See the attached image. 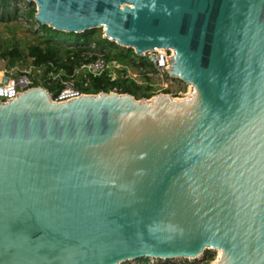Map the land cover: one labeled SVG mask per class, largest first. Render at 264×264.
Returning <instances> with one entry per match:
<instances>
[{
    "label": "water",
    "instance_id": "obj_1",
    "mask_svg": "<svg viewBox=\"0 0 264 264\" xmlns=\"http://www.w3.org/2000/svg\"><path fill=\"white\" fill-rule=\"evenodd\" d=\"M27 1L59 31L172 48L191 89L0 101V264H264V0Z\"/></svg>",
    "mask_w": 264,
    "mask_h": 264
},
{
    "label": "trees",
    "instance_id": "obj_2",
    "mask_svg": "<svg viewBox=\"0 0 264 264\" xmlns=\"http://www.w3.org/2000/svg\"><path fill=\"white\" fill-rule=\"evenodd\" d=\"M10 0H0V21L15 19L17 9L11 6ZM26 17H34L35 4L27 2ZM42 33H35V41L20 44L11 39L0 40V60L6 68L19 67L18 74L24 73L23 67H29L28 76L32 86H42L55 98L59 92L71 82L82 93L110 92L129 93L135 98H149L154 92L146 84H138L130 78L125 69H116L118 74L110 79L106 74L96 76L77 71L84 63L96 57L95 50L99 51L110 61H115L125 67L140 65L152 68V63L147 58L135 54L133 48L123 47L112 40L103 37L100 28L88 29L80 33H67L42 25L38 22ZM65 36L63 42L72 43L65 46L58 41V37ZM91 44H94L93 48ZM28 69V68H27ZM144 259V258H143ZM148 260V259H146Z\"/></svg>",
    "mask_w": 264,
    "mask_h": 264
},
{
    "label": "rangeland",
    "instance_id": "obj_3",
    "mask_svg": "<svg viewBox=\"0 0 264 264\" xmlns=\"http://www.w3.org/2000/svg\"><path fill=\"white\" fill-rule=\"evenodd\" d=\"M27 0H10L9 3L11 6L16 7L18 16L15 19L3 20L0 21V40L4 39H13L15 41L20 42V44H24L27 42L35 41V33H42V29L40 28L38 21L34 17H26L24 14L28 7ZM28 2V1H27ZM35 4V3H34ZM36 8V5H35ZM103 32V28H101ZM58 41L62 45L72 46L74 44L63 42L65 40V36L58 37ZM92 45V44H91ZM95 52H100L97 48ZM147 58V57H145ZM119 63H115L112 67L111 77L115 78L118 74L116 69H125L126 74L132 78L138 84H146V78H149V86L153 89L154 95L160 93L171 94L174 97H183L187 92L190 91L191 87L188 83L180 80L179 78L173 77L169 75L167 69L165 70H157L155 68H145L140 65H131V66H123L118 65ZM25 70H29V67H23ZM28 68V69H27ZM19 67H11L6 68L4 66V62L0 60V83L2 79L7 74L10 77H15L18 74ZM121 71V70H120ZM71 82H67L66 85H70ZM42 87V86H41ZM114 91V90H112ZM151 96V97H152ZM150 98V97H149ZM218 256L217 250L206 249L198 258H181V259H172V260H163V259H143L139 260H129L122 262L120 264H214L216 258Z\"/></svg>",
    "mask_w": 264,
    "mask_h": 264
},
{
    "label": "built area",
    "instance_id": "obj_4",
    "mask_svg": "<svg viewBox=\"0 0 264 264\" xmlns=\"http://www.w3.org/2000/svg\"><path fill=\"white\" fill-rule=\"evenodd\" d=\"M93 48L94 44L91 45ZM172 51L166 48H157L152 51L144 52L142 57H147L149 61L152 63V68L165 70L169 68V63L167 57L172 56ZM115 61L108 60L101 52H96V57L93 60H90L87 63H84L77 69V71H81L84 74L96 76L100 74H106L110 77V79H114L111 77V70ZM117 64V63H116ZM120 65V64H118ZM24 73L19 74L15 77H10L8 74L6 82L0 83V101H7L14 98L16 93H20L27 88L33 87L32 80L28 76L29 70H24ZM73 93L68 96V93ZM82 93L78 88L74 87L72 83L70 85H66L59 94L54 98L57 101L68 100L77 96H80ZM188 92L185 94V96Z\"/></svg>",
    "mask_w": 264,
    "mask_h": 264
},
{
    "label": "bare ground",
    "instance_id": "obj_5",
    "mask_svg": "<svg viewBox=\"0 0 264 264\" xmlns=\"http://www.w3.org/2000/svg\"><path fill=\"white\" fill-rule=\"evenodd\" d=\"M157 48H160V47H157ZM157 48H155V49H157ZM168 49H170V50L172 51V54L174 53V50H173L172 48H168ZM189 86L191 87V85H190V84H189ZM71 94H73V93H71V92H70V93H68V96H69V95H71ZM217 252H218V250H217Z\"/></svg>",
    "mask_w": 264,
    "mask_h": 264
}]
</instances>
